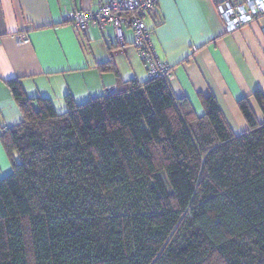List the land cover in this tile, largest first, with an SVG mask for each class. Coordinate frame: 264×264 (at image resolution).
Returning a JSON list of instances; mask_svg holds the SVG:
<instances>
[{
	"label": "trees",
	"instance_id": "1",
	"mask_svg": "<svg viewBox=\"0 0 264 264\" xmlns=\"http://www.w3.org/2000/svg\"><path fill=\"white\" fill-rule=\"evenodd\" d=\"M117 81L61 112L5 81L0 264H264V95L235 135L212 95L197 116L168 79Z\"/></svg>",
	"mask_w": 264,
	"mask_h": 264
},
{
	"label": "crops",
	"instance_id": "2",
	"mask_svg": "<svg viewBox=\"0 0 264 264\" xmlns=\"http://www.w3.org/2000/svg\"><path fill=\"white\" fill-rule=\"evenodd\" d=\"M101 1L0 0V130L22 119L8 79L19 78L28 96L47 97L62 109L67 95L81 103L115 88L117 78L148 79L130 29L123 28L121 43L111 26L73 33L70 13L94 10ZM218 1L157 0L146 24L157 57L171 67L172 95L185 97L197 116L204 113L202 96L212 95L238 135L247 124L237 101L248 97L252 108L253 93L264 95V37L258 22L229 30L217 12ZM228 1L235 5L243 0ZM109 60L117 77L97 68ZM5 155L0 143V179L11 172Z\"/></svg>",
	"mask_w": 264,
	"mask_h": 264
},
{
	"label": "built area",
	"instance_id": "3",
	"mask_svg": "<svg viewBox=\"0 0 264 264\" xmlns=\"http://www.w3.org/2000/svg\"><path fill=\"white\" fill-rule=\"evenodd\" d=\"M156 7L157 0H104L94 10L71 12L68 23L75 35L91 26L101 31L111 26L117 43L123 40V28L130 29L133 33V46L148 77L168 79L171 67L157 57L152 43V30L146 24V19L155 15ZM216 8L229 30L258 22L264 37V0H243L235 5L228 0H219Z\"/></svg>",
	"mask_w": 264,
	"mask_h": 264
},
{
	"label": "rangeland",
	"instance_id": "4",
	"mask_svg": "<svg viewBox=\"0 0 264 264\" xmlns=\"http://www.w3.org/2000/svg\"><path fill=\"white\" fill-rule=\"evenodd\" d=\"M140 81H141V80H140ZM56 105H58V104H56ZM55 108H56V110L59 111V112L65 110V108L62 109V107L59 108L58 106H56ZM252 108H253V110H254V112H255V115H256L258 121H262V120H263V116H262L261 111H260L259 107L257 106L256 102H255V104L252 105ZM5 156H6V155H5ZM6 157H7V156H6ZM7 160L9 161L8 157H7ZM9 163H10V161H9ZM10 165H11V164H10Z\"/></svg>",
	"mask_w": 264,
	"mask_h": 264
}]
</instances>
